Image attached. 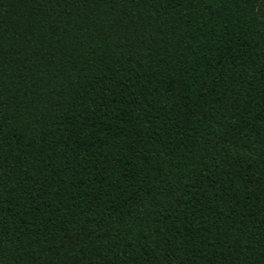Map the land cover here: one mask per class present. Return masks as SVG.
<instances>
[{"label": "trees", "instance_id": "trees-1", "mask_svg": "<svg viewBox=\"0 0 264 264\" xmlns=\"http://www.w3.org/2000/svg\"><path fill=\"white\" fill-rule=\"evenodd\" d=\"M0 264H264V0H0Z\"/></svg>", "mask_w": 264, "mask_h": 264}]
</instances>
